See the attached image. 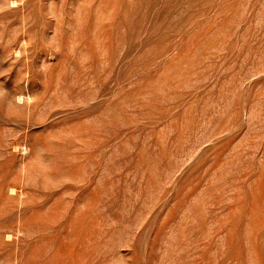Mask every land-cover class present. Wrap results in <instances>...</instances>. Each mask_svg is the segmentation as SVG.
I'll use <instances>...</instances> for the list:
<instances>
[{
  "label": "rangeland",
  "instance_id": "1",
  "mask_svg": "<svg viewBox=\"0 0 264 264\" xmlns=\"http://www.w3.org/2000/svg\"><path fill=\"white\" fill-rule=\"evenodd\" d=\"M0 264H264V0H0Z\"/></svg>",
  "mask_w": 264,
  "mask_h": 264
}]
</instances>
